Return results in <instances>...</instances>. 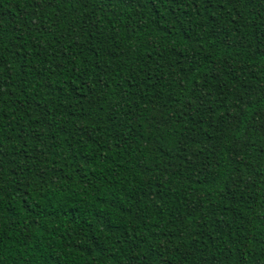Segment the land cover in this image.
<instances>
[{
	"label": "trees",
	"instance_id": "trees-1",
	"mask_svg": "<svg viewBox=\"0 0 264 264\" xmlns=\"http://www.w3.org/2000/svg\"><path fill=\"white\" fill-rule=\"evenodd\" d=\"M0 264H264V0H0Z\"/></svg>",
	"mask_w": 264,
	"mask_h": 264
}]
</instances>
